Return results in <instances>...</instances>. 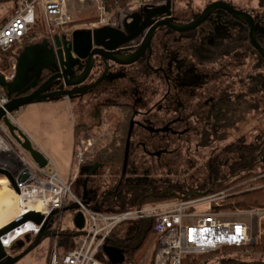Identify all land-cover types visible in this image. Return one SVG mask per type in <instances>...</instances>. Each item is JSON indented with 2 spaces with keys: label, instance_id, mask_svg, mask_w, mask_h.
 <instances>
[{
  "label": "flooded vegetation",
  "instance_id": "flooded-vegetation-1",
  "mask_svg": "<svg viewBox=\"0 0 264 264\" xmlns=\"http://www.w3.org/2000/svg\"><path fill=\"white\" fill-rule=\"evenodd\" d=\"M216 1L230 4L228 0H213L210 3ZM209 4L197 12L183 15L173 12V15L177 22L188 23ZM247 13L262 29L256 33L259 42L264 39V20L252 12ZM244 38H247V27L241 21L221 10L211 11L201 25L187 33L157 30L150 51H146L142 60L135 64L136 72H131L129 68L125 78L116 80L114 85L100 84L87 94L73 98L72 101L78 102L87 98L95 103L97 109L104 108L108 113L115 114L117 124L121 121L124 123V153L129 140L128 154L125 167L123 160L121 163V180L117 188L121 185H141L149 196L163 197L169 193L180 196L178 191L184 188L195 193H210L225 184L224 147L216 153L212 146L224 141L225 133L238 129L239 123L225 122L223 105L225 101L235 103L242 94H250L255 103L256 93H264V84L256 81L257 75H248V88L243 93L231 87L235 79L238 84L241 82L240 60L246 58V52L249 50L257 54L254 49L243 45ZM141 41L137 39L129 47L136 48ZM255 53L254 58H247L253 62L255 69L259 61L264 68V60ZM97 79L98 75H95L87 84ZM192 143L196 149H210L205 158V176L199 173L186 186L169 180L167 176L151 175V171L157 172L161 168L170 172L167 157L176 155L178 144ZM238 143L240 141L235 144ZM263 152L264 144L258 153L260 161ZM137 156L142 160L138 165L134 161ZM215 174L219 175L216 179L212 178ZM81 181L79 177L75 186ZM220 191L222 189L215 190ZM112 194L116 195L114 192ZM98 203L94 202L95 205ZM123 245L124 251L132 247L129 242Z\"/></svg>",
  "mask_w": 264,
  "mask_h": 264
},
{
  "label": "built area",
  "instance_id": "built-area-1",
  "mask_svg": "<svg viewBox=\"0 0 264 264\" xmlns=\"http://www.w3.org/2000/svg\"><path fill=\"white\" fill-rule=\"evenodd\" d=\"M68 1L16 0L9 16L4 21H0V77L5 82H11L15 73V59L8 53L25 41H32L28 40L31 30L41 29L33 40L45 38L53 42L55 35H65L70 26L76 23L68 7ZM86 1L95 9L96 15L95 18L83 23V29L121 30L125 18L131 20L137 15L128 11L130 5L110 13L103 0ZM133 2H137L143 11L161 8L167 1L132 0L131 3ZM138 37L139 40L142 39L140 35ZM8 102L9 98L0 88V109L5 111ZM21 111L22 108H19L15 112ZM15 112L5 111V117L10 124L20 130L14 119ZM109 130L110 123L98 135L82 132L74 138L72 162L77 169L70 173L66 180H62L55 170L46 173L45 168H38L29 157L30 168L26 167L25 180L21 181L20 178L15 177L20 194L31 190L38 196L39 202L43 203L39 212L43 216V221L40 225L28 221L34 227L28 234L34 237L42 229L53 234L50 237L53 243L48 253L47 264H110L103 248L112 246L111 234L117 225L127 220L140 224V234L143 239L137 240L139 247L131 260L127 259L123 251L124 261L120 264H183L188 257L207 256L222 249L241 250L245 256L250 257L247 247L261 237L260 227L264 223V208L254 207L246 212L223 210L221 209L225 197L223 191L207 193L196 198L179 199L173 203L138 206L124 212L100 208L93 203L90 194L88 199L82 200L81 195L74 191L80 168L89 165L95 159L99 153L97 147L101 143H104V146L108 144ZM5 138L22 150L0 120V139L9 147ZM66 208L73 210L70 229L72 235L66 234L69 230L61 226L62 213ZM77 214H81L83 218L81 229L75 225ZM241 215L248 216V223L236 217ZM252 223L256 225L253 239L249 234ZM148 228H151V232L146 235L145 230ZM76 233L79 235L76 236ZM63 237L66 239L59 246V241ZM147 244L150 246L149 253L144 257L145 262L139 263L136 260L137 254ZM221 261L223 260L217 262L220 264ZM256 263L264 264V259Z\"/></svg>",
  "mask_w": 264,
  "mask_h": 264
},
{
  "label": "water",
  "instance_id": "water-1",
  "mask_svg": "<svg viewBox=\"0 0 264 264\" xmlns=\"http://www.w3.org/2000/svg\"><path fill=\"white\" fill-rule=\"evenodd\" d=\"M214 10H221L233 19L241 21L247 27L249 45L264 60V48L256 38V33L262 29L249 13L235 9L225 1H216L206 6L193 21L179 23L173 15L171 2L167 1L166 5L161 8L153 9L145 14H137L124 24L121 30L111 28L75 30L70 35H55L53 42L41 38L22 43L14 56L15 73L13 80L5 82L0 77V88L5 91L9 98L5 111L13 113L19 108L40 102L63 99L71 101L75 97L87 94L88 91L100 84H102L101 86L103 84L114 85L116 80L125 78L127 69L130 68L131 72H136L135 64L142 60L146 51H150L152 38L157 30L167 29L177 34L187 33L201 25L209 12ZM139 35L142 37L141 43L136 48H130L129 46ZM95 75H98V79L87 84ZM5 111L0 109V120L7 127L10 136L38 168L47 167V158L32 145L30 139L21 130L9 123L5 117ZM128 141L122 163L123 167L127 162ZM100 168L101 164L99 163L80 168L82 200L88 199L87 182L96 175ZM0 176L9 182L16 195H20L16 179L12 176L11 171L0 166ZM207 193V191L191 192L185 197H179L174 193L169 194L178 199H185L195 195L204 196ZM71 209L66 208L65 211ZM28 221L40 225L43 216L32 211L26 212L0 228V264L16 263L33 250L42 237L53 236L52 233L44 232L42 229L32 240L26 241L28 245L22 252L10 256L2 245V237ZM75 225L78 229L82 228L83 218L81 214L76 215ZM75 235L78 236L79 233ZM142 239L143 236L138 241ZM23 245V242H20V248ZM14 247L15 245L12 244L9 249L12 250ZM138 247L139 244L137 243L134 248L138 249ZM124 249V245L112 242V246H105L103 251L110 264H120L124 261Z\"/></svg>",
  "mask_w": 264,
  "mask_h": 264
},
{
  "label": "rangeland",
  "instance_id": "rangeland-1",
  "mask_svg": "<svg viewBox=\"0 0 264 264\" xmlns=\"http://www.w3.org/2000/svg\"><path fill=\"white\" fill-rule=\"evenodd\" d=\"M86 1V0H85ZM166 1V0H161ZM213 0H173L171 1L172 11L177 15H183V14H189L193 12L199 11L202 7L209 4ZM229 3L236 7L239 10H243L245 12H252L254 15L258 14V17L261 16V13H264V7H260L255 0H228ZM14 3H7L0 6V17L11 13ZM90 4V3H89ZM77 8H79L80 4L77 2V4H74ZM91 5V4H90ZM71 4L68 3V7L70 8ZM85 6V5H84ZM128 11H131L133 14H140V13H147L151 10L144 9L143 11L140 9V6L137 2H133L130 4V6L127 8ZM126 9V10H127ZM8 12V13H7ZM92 19V18H91ZM90 19V20H91ZM130 20L128 18H125L122 23L123 25L129 22ZM87 22L83 20L81 17H76V23L75 26L77 27L76 30H83V23ZM254 52V51H253ZM251 51L246 52V58H242L240 61L242 63L241 68L239 69V76H240V83L238 84V80L235 79L234 86H231L234 88L236 92L240 90L241 93L245 91L248 86V75H259L263 74L264 76V68L260 66L261 62H258V65L256 66V69L254 67V64L252 61H250L247 57H255L254 53ZM256 54V53H255ZM258 55V54H256ZM226 82H232V81H226ZM226 85V84H225ZM257 95H255V102L253 110L248 115V122L245 124H240L238 127V130H229L228 135L226 136V139L219 144H213L214 152H219L224 149L225 154H229L232 152V148H228L229 146L235 144L238 141H242L244 144H255L259 141L261 142L262 138H258V136L262 135L264 133V93L263 92H257ZM242 96L245 98V100L250 101L253 98L250 94H242ZM65 109H67L66 105L59 104L57 107H52L49 104H45V102H40L37 104L27 105L22 107V110H25L23 113H14V119L19 126L20 130L30 139L32 145L38 149L41 153L44 154V156L53 163V166L49 163L47 167H45V172L49 173L53 170H55L58 175L61 177L62 180H66L68 178L67 176L70 173H73L76 171V165L74 162H72V154L69 150V145L71 142V133L69 132L70 129H68V123H67V115L64 112ZM28 110L32 112V115L30 116L28 113ZM108 110L106 109V112L102 115V119L99 123L96 124V126H89L85 127L89 129L87 130H81L79 133L75 134V138L82 132H86L89 135H98L102 132L105 128H107V121L111 120L110 122V130L108 132V143L111 139V133L114 130L116 123V116L112 113V115L108 114ZM110 115V116H109ZM33 116V117H32ZM38 118V119H36ZM44 120V121H43ZM100 125V126H99ZM99 126V127H98ZM6 143L8 144L10 150L15 153L16 156H18L24 163V165L27 168L29 167L28 162V155L26 152L20 150L18 147H16L9 139L5 138ZM108 145V144H107ZM106 145V146H107ZM105 147L104 143H101L97 147V150L101 151L102 148ZM177 153L176 155L172 157H167L168 164L170 165V172L168 170L161 168L160 170H156L157 172L151 171V175L155 176H162L169 178V180L176 182V183H184L186 186L190 184L191 179L196 176L200 175L205 176V168H206V162L205 158L210 152V149L207 148L206 150L203 149H196V145L194 143L185 145V144H178L177 145ZM217 147L218 150L215 148ZM51 148H57L59 149V154L54 156L52 153L48 152V155L45 154V151ZM68 150V155H64V150ZM214 153V154H216ZM98 154V153H97ZM136 156V155H135ZM96 158V156H95ZM135 164L138 165V163H141L142 160L139 159V156L134 158ZM149 164L148 162H146ZM145 164V163H144ZM141 168H139L140 170ZM34 171V169H32ZM262 170L260 168H256L254 170L255 173L259 174ZM169 173L166 175V173ZM224 172L227 171V168L224 169ZM223 174V172H222ZM0 178H4L3 176H0ZM121 180V163L116 164H109V165H103L101 168L97 171L96 175L94 177H91L89 179V182L87 183V189L90 188L89 194L90 197L94 202H99L98 205L100 208L103 209H109L111 204L103 203L100 196L103 194H112L114 192L117 196L120 195V192L122 189H118V184ZM8 182V181H7ZM82 186V181L78 183L74 187V191L79 194L80 188ZM7 188L12 191V193L15 195L14 191L12 190L11 186L9 185ZM187 188V187H186ZM187 190H191L189 188L187 189H181L178 191V194L186 192ZM224 191V201L230 196V188L222 189ZM121 196V195H120ZM94 197V199H93ZM119 202H121L120 199H118ZM15 201V199H13ZM254 208V207H253ZM227 211L234 212L235 210L239 211H249V209H223ZM73 214V210H66L63 211L62 217H61V226L68 229L69 232L66 233L68 235H72L73 232L71 229V217ZM14 215V212H12L11 217ZM238 219L247 222L248 223V216L247 215H241L236 216ZM140 224L137 222H133L131 220L124 221L117 225V227L114 229L113 233L111 234V240H113L116 244H125L127 242L132 244L134 246V243L136 240L139 239L141 236L140 232ZM261 231V237L258 241L251 243V246L247 247L249 250L250 257L245 256L244 252L237 249H222L220 251H217L215 253L209 254L204 257H198L201 259L198 264H219V260H226L221 261L220 264H224L225 262H234V261H254L261 258H264L263 253H257L252 248L255 246H258L261 242V239L264 237V223H262L260 227ZM250 238H254L256 234V225L255 223H252L250 228ZM33 236L31 234H26L25 236L19 238L17 241H15L13 244L15 245L14 252L12 253L9 248H7V252L9 255H18L20 252H22V249H24L25 246L22 248H19L18 244L23 242V244H27V240H32ZM62 239V238H61ZM72 240V237H70ZM53 243V240L49 237H42L40 241L38 242L37 246L31 250L28 254H26L23 258L18 260L14 264H47L48 259V253L51 247V244ZM133 255V254H132ZM15 256V255H14ZM128 260H131V256L126 255ZM250 258V259H249Z\"/></svg>",
  "mask_w": 264,
  "mask_h": 264
},
{
  "label": "trees",
  "instance_id": "trees-1",
  "mask_svg": "<svg viewBox=\"0 0 264 264\" xmlns=\"http://www.w3.org/2000/svg\"><path fill=\"white\" fill-rule=\"evenodd\" d=\"M104 5L108 12L112 13L115 11H118L120 9H125L128 7L132 0H103ZM166 1H173V0H166ZM257 1L258 5L260 7H264V0H255ZM14 3L16 0H0V6L7 4V3ZM258 15V14H256ZM260 18L264 20V13H261ZM41 32V29H33L28 35V40H33L36 38L37 34ZM243 45L247 48L251 49V46L247 42V38H244L242 40ZM259 43L264 48V39L260 40ZM13 50H11L8 55H13ZM257 82H261L264 84V76L263 74H257L256 78ZM254 102L247 101L245 98L241 95L240 98L236 100L235 103L225 101L224 103V109L225 112L224 120L225 122H230V124L239 123L245 124L248 122V115L254 108ZM256 103V102H255ZM106 112V109H101V114L103 115ZM100 126V125H99ZM98 126V127H99ZM81 130H87L89 129L77 126L75 128V133H79ZM238 130V129H236ZM126 133V128L124 126V123L119 122L114 130L111 133V139L107 146L103 147L101 151L97 154L96 158L89 163V165L99 163L101 166L103 165H109V164H116V163H122L123 160V153H124V135ZM121 135H123V138H120ZM228 134L225 133V137ZM262 141L255 143V144H244L242 141L238 144H233L229 146L228 148H232V152L225 155V165L227 168V171L223 175V178L226 180L225 184L220 186L217 189H228L230 188V196L223 201L221 209H249L253 207H261L264 208V152L261 154V161L259 160L258 153L261 150L263 144H264V133L258 138H262ZM256 168H260L262 171L257 174L254 172ZM219 177V175H214L212 178L216 179ZM210 178H207V180ZM118 189H122L120 192V195H113V194H103L100 196L103 203L111 204L109 207L113 212H124L131 210L133 208L138 207L139 205L141 207H146L149 205H159V204H166V203H173L178 201L179 199L176 198L174 195L169 194L163 197L158 196H149L147 191L142 190L143 188L141 185H121ZM215 189V190H217ZM215 190H212L210 193H214ZM189 193H191V190H187L186 192L180 193L181 195L179 197H185ZM198 195L192 196L190 198H196ZM189 198V197H187ZM121 202H119V200ZM151 232V228H148L145 230V234H149ZM66 237H63L61 239L59 246L65 241ZM20 240V239H19ZM17 241V240H16ZM110 242H113L110 238ZM20 245V243H15ZM25 244V243H24ZM20 248V246H19ZM15 249V248H14ZM14 249L11 250V252H14ZM257 253H263L264 254V237L261 239V242L258 246H255L252 248ZM150 246L149 244L145 245V247L137 254L136 260L139 263L145 262L144 257L147 256V253H149ZM137 249L132 246L129 249H126L124 252L126 255L133 256L132 254H135ZM198 257H204V256H197V257H188L184 260L183 264H198L199 261H201ZM264 258L258 259L263 260ZM258 260L254 261H228L224 264H257L256 262ZM226 261V260H223ZM222 261V262H223Z\"/></svg>",
  "mask_w": 264,
  "mask_h": 264
},
{
  "label": "bare ground",
  "instance_id": "bare-ground-1",
  "mask_svg": "<svg viewBox=\"0 0 264 264\" xmlns=\"http://www.w3.org/2000/svg\"><path fill=\"white\" fill-rule=\"evenodd\" d=\"M0 166L11 171L12 176L20 178L21 181H24L26 178V166L23 161L1 139ZM7 186V180L0 178V228L12 222L23 213L30 211L39 213L43 204L39 202L38 196L31 192V190L23 191L20 195H14ZM12 212H14V215L11 217ZM33 229L32 223L25 222L9 234L4 235L1 240L2 245L7 250L20 236L30 233Z\"/></svg>",
  "mask_w": 264,
  "mask_h": 264
},
{
  "label": "crops",
  "instance_id": "crops-1",
  "mask_svg": "<svg viewBox=\"0 0 264 264\" xmlns=\"http://www.w3.org/2000/svg\"><path fill=\"white\" fill-rule=\"evenodd\" d=\"M77 2L80 4L79 8H77L74 5V4H77ZM68 3L71 4L69 9H70V11H71V13H72V15L74 17L75 22H76V17H81V18H83L84 21H86V20L88 21L91 18L92 19L95 18L96 11L89 4L88 1H85V0H69ZM7 17H8L7 14L1 16L0 17V21H4ZM122 25H123V23H122ZM76 29H77V27L75 26V24L70 26L68 33H66L65 35H70ZM137 39L139 40V37L136 38L134 41H136ZM26 42H28V41H25L24 43H26ZM21 45L22 44L18 45L13 50V57L16 54V50ZM14 59H15V57H14ZM45 104H49L52 107H57V105H59V104L66 105L67 109H65L64 112L67 115L68 129H70L69 132L71 133V142H70V145H69V150H70L71 154H72V151H73V149H72L73 141H74L75 134H76L75 133V128L77 126H82V127L96 126V124L99 123L100 120L102 119L101 110L97 109L96 108L97 106L95 105V103L89 101L87 98L83 99L80 102L72 101V100L70 101L68 99H63V100H59V101L45 102ZM24 111L25 110H22L20 113H23ZM28 113H29L30 116L32 115V112L30 110H28ZM108 114L112 115V112H109ZM36 119H38V118H36ZM64 151H65L64 155L67 156L68 155V150L66 149ZM48 152H50V154L52 153L54 156H56V155L59 154V149H57V148L48 149L47 151H45V154L48 155ZM50 164L53 166L52 162ZM80 192L82 194V188H80ZM80 192H79V195H81Z\"/></svg>",
  "mask_w": 264,
  "mask_h": 264
}]
</instances>
